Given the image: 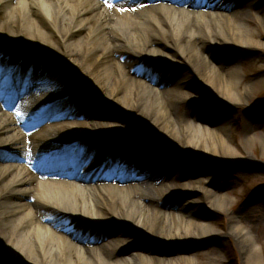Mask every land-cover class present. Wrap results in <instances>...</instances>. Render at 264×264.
Here are the masks:
<instances>
[{
	"label": "bare ground",
	"instance_id": "1",
	"mask_svg": "<svg viewBox=\"0 0 264 264\" xmlns=\"http://www.w3.org/2000/svg\"><path fill=\"white\" fill-rule=\"evenodd\" d=\"M228 1L0 0V70L12 63L7 76L19 85L0 89V264H198L199 247L225 233L219 211L245 260L264 264L212 171L254 161L257 143L264 157V132L250 121L239 150L231 114L263 83L262 61L243 55L264 57V6ZM246 63L259 77L246 82ZM204 99L212 118L199 114ZM97 150L109 173L88 167ZM182 157L185 172L175 165ZM141 163L149 178L140 181ZM173 194L197 198L179 205ZM111 227L119 234L99 241ZM165 243L180 252L160 256L155 245Z\"/></svg>",
	"mask_w": 264,
	"mask_h": 264
},
{
	"label": "rangeland",
	"instance_id": "2",
	"mask_svg": "<svg viewBox=\"0 0 264 264\" xmlns=\"http://www.w3.org/2000/svg\"><path fill=\"white\" fill-rule=\"evenodd\" d=\"M181 4H186L187 0H174ZM189 1V0H188ZM200 5L198 6V9L204 8L206 6L207 0H199ZM239 0H229L225 4L227 6H230V9H233L237 6ZM258 5L264 6V0H257ZM246 13L251 15L253 18H256V10L247 8ZM261 31H264V27H260ZM264 52V49H263ZM264 54V53H263ZM243 61H250L255 63L257 65L258 62L262 61V66L264 67V57L260 58V55L253 54L251 52H245L243 55ZM239 66V64H238ZM258 67H255L252 65V63H246L243 69L244 74H246L244 77L247 80L246 82L253 80L257 77H259V72L256 73L258 70ZM262 75H260L261 79H263V83L257 84L256 88L253 93V97L247 102L246 104H240L239 106H236L233 112L231 114H234V118L232 120V130L234 133V137L236 138V141L238 142V148L241 150L244 154H246L245 148L243 147V138L245 135V128L244 125L247 122H251L254 125V129L256 132H264V69L260 71ZM255 73V75H254ZM253 75V76H252ZM248 76V77H247ZM70 87V84H67ZM72 86V85H71ZM207 99L202 100V103L199 102L198 110L199 114H205L206 118H212V115L215 114L213 110L208 107V104L206 103ZM102 102L103 101L102 99ZM187 103L190 105L193 104V101L189 99ZM183 110L185 108L183 107ZM87 110H84L83 113H86ZM123 112V111H122ZM95 110H92L91 112H88L87 115L90 119L94 117ZM125 114V112H124ZM127 114V113H126ZM218 114L215 115L216 120L218 121ZM45 122H48V117H43L38 121V125H43ZM220 123V121H218ZM134 141V140H131ZM255 157V159L252 162H248L246 160L242 161H233L230 163L219 165L217 163H212V171L215 170L216 166L218 167L217 173L213 175V177H216L218 179V183H226L230 189V194L234 198V203L232 205V210L235 212H239L242 220L245 222L246 225H248L253 234L255 235L256 241L261 246L263 252H264V230L263 224H264V157L261 155L262 148L259 143L256 144V146L252 149ZM96 154H99V151L97 150L95 152ZM183 161L185 157H182ZM101 160H105L104 158ZM100 159L98 158L95 162H99ZM175 165L178 166V171L183 170L185 172L187 169L191 168V161H188L185 163L183 162H177L175 161ZM140 170H143L142 173H144L141 178V180H146L149 178V174L146 172L148 171V166H146V163L144 165H140ZM173 166V164H171ZM88 167H93V165H89ZM163 167V163L160 161L159 164H156L154 170L161 169ZM110 170L109 166H104L102 168V171L105 173ZM137 171V170H136ZM233 173L240 175L239 179L235 182L234 179H232ZM135 178L132 174L128 173L126 175V183L134 182ZM182 180L183 176H181ZM174 196L170 197L172 198V203L176 202L174 204L184 205L187 203V201L197 198L196 194H173ZM171 196V195H170ZM169 198V197H168ZM256 210V211H255ZM262 210V212H261ZM196 213H205V211L200 208L195 209ZM206 213H210L209 211H206ZM215 217V223L216 225L223 230L225 233L217 237L216 239H213L211 242H208L201 247H199L200 253L202 256L197 257L195 256L194 252L190 254L191 257H197V263L203 264L207 259H211V262L208 264H253L250 262H247L245 258L243 257L239 246L237 244V241L235 237L232 235H229L227 233L228 227H229V218L225 212H216L214 213ZM112 228V227H111ZM108 230V229H107ZM109 234L101 235V237L98 239L101 241L103 238L112 239L116 237L119 234V230L117 228H112L109 230ZM139 241L143 243V246L150 247L154 246V242H152L151 239H141L139 238ZM7 247V244H5ZM158 251V254L160 256H175L177 255L180 250L177 245L174 244H161V245H155ZM221 258V261L217 262L214 259Z\"/></svg>",
	"mask_w": 264,
	"mask_h": 264
}]
</instances>
